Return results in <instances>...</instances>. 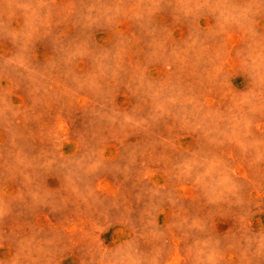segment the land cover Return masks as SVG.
<instances>
[{
    "label": "rangeland",
    "instance_id": "1",
    "mask_svg": "<svg viewBox=\"0 0 264 264\" xmlns=\"http://www.w3.org/2000/svg\"><path fill=\"white\" fill-rule=\"evenodd\" d=\"M0 264H264V0H0Z\"/></svg>",
    "mask_w": 264,
    "mask_h": 264
}]
</instances>
